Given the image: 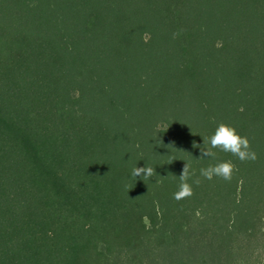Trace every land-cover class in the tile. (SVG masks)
Returning <instances> with one entry per match:
<instances>
[{
	"label": "trees",
	"instance_id": "16d2710c",
	"mask_svg": "<svg viewBox=\"0 0 264 264\" xmlns=\"http://www.w3.org/2000/svg\"><path fill=\"white\" fill-rule=\"evenodd\" d=\"M221 122L255 161L200 159ZM263 259L264 0H0V264Z\"/></svg>",
	"mask_w": 264,
	"mask_h": 264
},
{
	"label": "clouds",
	"instance_id": "9594fccd",
	"mask_svg": "<svg viewBox=\"0 0 264 264\" xmlns=\"http://www.w3.org/2000/svg\"><path fill=\"white\" fill-rule=\"evenodd\" d=\"M194 134V133H193ZM204 144L200 145L193 142V147L200 148V159L211 158L215 159L216 152L214 149H219L222 152L231 153L232 156L238 158L241 162L255 161L257 153L252 150L250 141L246 135H241L235 126L221 122L215 128L214 133L205 139ZM174 159L169 161L171 163ZM236 165L231 160L220 161L215 164H210L199 170V176H196L195 170H192L186 162L181 174L179 175V189L173 194V198L177 201L191 197L194 194L192 185L199 186L201 183L200 177L207 180H212L214 177H219L224 181H231ZM156 174L155 168L150 166L137 167L132 169L131 175L134 178L142 176V179L150 178ZM191 181V183L189 182Z\"/></svg>",
	"mask_w": 264,
	"mask_h": 264
},
{
	"label": "rangeland",
	"instance_id": "374dc122",
	"mask_svg": "<svg viewBox=\"0 0 264 264\" xmlns=\"http://www.w3.org/2000/svg\"><path fill=\"white\" fill-rule=\"evenodd\" d=\"M264 260V259H263Z\"/></svg>",
	"mask_w": 264,
	"mask_h": 264
}]
</instances>
